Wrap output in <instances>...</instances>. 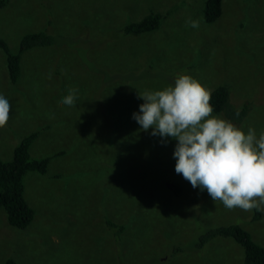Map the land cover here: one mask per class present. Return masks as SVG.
<instances>
[{"label":"rangeland","instance_id":"1","mask_svg":"<svg viewBox=\"0 0 264 264\" xmlns=\"http://www.w3.org/2000/svg\"><path fill=\"white\" fill-rule=\"evenodd\" d=\"M204 4L7 0L0 8V37L12 52L26 33L44 30L56 40L22 54L16 82L0 48V94L12 104L0 129V158L10 160L35 131L30 155L50 157L44 173L24 176L31 223L13 227L0 209V264L7 258L19 264H246L231 237L188 248L200 229L233 223L264 246V211L228 210L206 189L193 188L175 172L177 141L152 136L132 118L144 103L139 91L161 90L190 74L211 90L228 85L233 103L249 104L234 124L254 128L257 136L264 131V0H222L213 23L204 21ZM150 12L164 16L159 28L113 41L117 27ZM189 18L199 28L187 26ZM141 71L142 79L128 75ZM70 89L77 90L71 107L59 103ZM173 244L182 250L173 254Z\"/></svg>","mask_w":264,"mask_h":264},{"label":"clouds","instance_id":"2","mask_svg":"<svg viewBox=\"0 0 264 264\" xmlns=\"http://www.w3.org/2000/svg\"><path fill=\"white\" fill-rule=\"evenodd\" d=\"M186 25L199 28L200 22L189 18ZM211 96L199 80L180 74L174 85L139 91L144 103L132 118L152 136L177 141L175 172L193 188L206 189L228 210L264 211V131L257 136L254 128L246 132L213 115ZM76 99L77 90L70 89L59 103L71 107ZM11 111L12 104L0 94V129L7 127Z\"/></svg>","mask_w":264,"mask_h":264},{"label":"trees","instance_id":"3","mask_svg":"<svg viewBox=\"0 0 264 264\" xmlns=\"http://www.w3.org/2000/svg\"><path fill=\"white\" fill-rule=\"evenodd\" d=\"M7 0H0V8L6 5ZM222 13V0H205L203 7V18L207 23H213ZM164 16L159 12H150L139 19L128 20L123 25L117 27L113 35V41L124 36L141 35L159 28ZM120 32V33H118ZM107 33V32H106ZM56 43L52 34L44 30L24 34L19 41L18 50L14 53L10 50L8 43L0 37V48L6 54V63L10 81L16 82L21 74V56L34 47H45ZM130 78H141L139 73L128 74ZM137 80V79H133ZM210 103L214 107V113H220L233 123H238L245 117L249 104L242 102L235 104L231 100V88L228 85H218L212 89ZM237 112L239 115L237 116ZM137 133V131H136ZM38 132H32L13 148L10 160L0 158V209L5 212L9 225L18 229L26 228L34 217V209L28 204L24 197V176L27 172L36 171L44 173L50 161V157L34 158L29 150L31 143L37 137ZM125 157L128 150H125ZM119 153V151H115ZM123 153V152H122ZM137 156L142 158V149H137ZM126 163L122 162L124 166ZM173 192L181 195V187L172 184ZM111 227L123 230L114 222H110ZM216 237H231L242 246L244 261L246 264H264V246L256 243L250 236L247 229L239 224L220 225L200 229L194 234L189 243V249L198 250L207 242ZM173 254L180 252L183 248L181 244H173ZM4 264H19L12 258H7Z\"/></svg>","mask_w":264,"mask_h":264}]
</instances>
